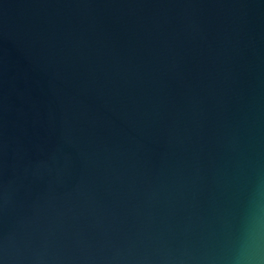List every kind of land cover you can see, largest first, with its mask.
Wrapping results in <instances>:
<instances>
[{"label":"water","instance_id":"obj_1","mask_svg":"<svg viewBox=\"0 0 264 264\" xmlns=\"http://www.w3.org/2000/svg\"><path fill=\"white\" fill-rule=\"evenodd\" d=\"M0 264H264V0H0Z\"/></svg>","mask_w":264,"mask_h":264}]
</instances>
